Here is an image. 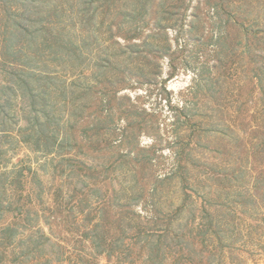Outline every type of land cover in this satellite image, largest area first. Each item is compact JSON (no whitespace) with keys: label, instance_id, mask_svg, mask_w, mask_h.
<instances>
[{"label":"rangeland","instance_id":"374dc122","mask_svg":"<svg viewBox=\"0 0 264 264\" xmlns=\"http://www.w3.org/2000/svg\"><path fill=\"white\" fill-rule=\"evenodd\" d=\"M143 1L0 0V237L52 238L28 257L16 243L3 264H264V34L245 28L264 31V0H192L175 19L163 10L182 2L150 0L137 25L126 12ZM10 11L29 17L7 38ZM157 24L173 27L149 64L125 37ZM78 96L99 111L111 97L112 112L77 122ZM29 123L28 144L5 138ZM95 225L116 251L86 237Z\"/></svg>","mask_w":264,"mask_h":264},{"label":"trees","instance_id":"16d2710c","mask_svg":"<svg viewBox=\"0 0 264 264\" xmlns=\"http://www.w3.org/2000/svg\"><path fill=\"white\" fill-rule=\"evenodd\" d=\"M103 1V3H108V1L110 0H101ZM138 1V0H137ZM180 2H182L183 4L181 5H175V4H172L173 6L172 7H168L166 8L165 10H163V12L165 14H170L172 15L173 19H175L174 17L175 16H178L180 15V11L179 10H175L174 7H178V8H182L185 12H187L189 10V6H191L192 4V0H179ZM149 2L150 0H144L142 2V4H140V7L141 9H137L135 11H130V12H126L127 16L128 17H133L136 21H137V25L139 22H144L146 23V20H145V17L147 16V14H149ZM186 4V5H185ZM211 9L213 11V14H215V11H216V6H214V3L211 4ZM159 6H161V3H159ZM225 9V8H224ZM223 10V8H222ZM14 11H17L15 10L14 8ZM156 15H158L159 13V9L157 11H155ZM224 13V12H223ZM11 15V17H8L7 19V16L4 18V21L6 23V25L4 24L3 26V34H7V38L9 37V34L10 36H14L16 33H17V30L15 29V27H13L14 25H18V24H21V21L25 18H28L29 16H25V14H18V12H12L10 11L9 13ZM218 16L219 17H222V15H220V12H218ZM193 18L196 20V19H202L201 16L198 14V13H193ZM166 20H169L170 18H167L165 17ZM224 19V18H223ZM195 20L192 21V23L190 24V28L193 29L196 27V24H195ZM238 24H240L238 21H237ZM225 25H229V20H226L225 22L222 21V24H221V27H224ZM230 25H232V23H230ZM241 25H244V23H241ZM29 25H24V26H20V29L22 32H26V33H29ZM173 26H163V25H158L155 27H152L150 28V33L149 35L147 36V40L146 39H143L142 36V31L143 29H139L138 27H136V31L138 32L137 34L135 33L134 36H126L125 37V40L127 41H135L136 39L140 40L142 42V44L138 45V44H131L132 46L134 47H130V46H127L126 47V50H129L131 52V54H139V55H142L145 57V58H149L150 59L148 60L149 64H152L153 61L155 60H159L163 57V53H162V46L158 44L157 42V39L161 36L162 32H168L169 31V28H171ZM246 28V32L248 33L249 36H252L251 32L254 33V36L255 37H258V38H263L260 34H264V31L261 30V29H258L259 31H254V30H251L249 29L247 26H245ZM225 35V36H224ZM139 37V38H138ZM212 38H214V35L212 36ZM219 38H223L224 39H227L229 38V34L228 33H223L219 36ZM64 47H69L67 45H63ZM9 48L13 49V46H9ZM219 48L218 46V41H217V49ZM216 50V49H215ZM250 53H251V48H249L248 50ZM125 53H127V51L124 50ZM141 53V54H140ZM76 55L82 58L85 57V55L81 52H78L76 51L75 52ZM106 61V60H105ZM158 65L160 66V64L158 63ZM215 67V65H214ZM23 72H26L25 74H33L34 73V69H26V70H21ZM36 73V71H35ZM154 74L160 76V72H154ZM173 75V74H172ZM19 81L20 83H24L28 86V83L29 80L28 78L26 77V75L24 76V74H19ZM142 79H150L152 81V78L150 76H148V74H146ZM204 78H201V80H203ZM261 79H264L263 76H261ZM137 81H144V80H137ZM78 89L79 87L77 85H75ZM83 89H85V91H90V86H86L84 87ZM78 92V91H75V93ZM99 92H97L98 94ZM108 93V92H107ZM107 93H103V95H107ZM35 98V96H33ZM77 99H84L83 96H78L76 98H74V101H73V106H74V110H73V115L75 114L77 118V122H79L80 120H88L90 121L91 123H95L96 121H98V116H99V113H100V117L103 113H107V115H109L111 112H112V109H113V105H112V98L111 97H105L104 99H107V108L106 110L105 109V106L103 107L102 110L99 111V109H96V106H95V103L97 102L96 99L94 98L93 100H91L89 98V103H82L80 105H77L76 104V100ZM102 102H103V99H102ZM33 105V104H31ZM79 109V110H78ZM78 110V111H77ZM85 110H88V113L85 114L86 112H84ZM123 112H125V110H122ZM48 117L50 116V114H48L47 112H44ZM72 115V114H71ZM38 120H39V123L41 124L42 121L41 119L39 118L38 116ZM28 125V126H27ZM26 126H24V128L22 129V137L20 138L17 135H14L12 132L10 131H6L4 133L5 135V138H12L13 140H19L20 142H25V143H29L30 139H33V137L36 135V132L37 130H35V126L33 127V124L29 123L27 124ZM69 127L71 129H75V126L73 124H71L69 122ZM110 129H113V128H108V130ZM101 133V132H100ZM104 135V133H102V136ZM48 139H50L49 136H47ZM104 139H101V142L103 141ZM39 141L41 142L42 141V138H39ZM3 154V152H1ZM8 171H5V175L9 174V169H7ZM205 197V201H208L206 199V196ZM203 210H204V213L203 215H206V217H210L211 216V213L209 212V209L207 207H203ZM205 222V221H203ZM198 225L204 227V224L199 222ZM2 235L0 237V250H2V254H3V257L0 259V264H3L5 262V257L6 255L10 254L11 253H15V249H12V248H15L17 246L16 243L18 244H24L25 242L28 241L29 244V249H28V252H26L25 254V257H28L30 256V250H32V248H42L44 247L45 245H47V242H51L52 241V238L47 235L45 232L42 231L41 233V237L39 240H33L32 237H34V234H25L23 235V238H21L19 240V236L22 235L21 232H18L16 227L14 225H6V226H3L2 227ZM87 238H89L93 245L96 247V246H104V251H107L108 254L112 253V249H114V251H116V248L114 247V243L112 242H109V240H107V235L103 236L102 233L100 232V229H99V226L98 225H95L91 228L90 232H87L86 234ZM102 235V237H101ZM163 237H166L167 236V233H164L162 234ZM25 237L27 239H25ZM127 237L131 238V240H133V237L134 236H131L130 234L127 235ZM126 237V239H127ZM140 237V235H139ZM47 241V242H46ZM101 241H103L104 243H108V244H102ZM127 240L121 245V246H118L119 249L122 250V253H124L126 255V257H128L129 254H131V249H130V245H131V242H130V245L127 247V244H126ZM126 244V245H125ZM135 244V243H134ZM114 247V248H113ZM154 257V252L152 254ZM18 257V260L20 259L21 256H17ZM17 262V261H16Z\"/></svg>","mask_w":264,"mask_h":264}]
</instances>
